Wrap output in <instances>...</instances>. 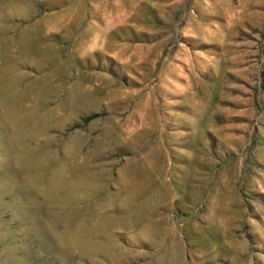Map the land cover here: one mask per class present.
<instances>
[{
	"label": "rangeland",
	"instance_id": "1",
	"mask_svg": "<svg viewBox=\"0 0 264 264\" xmlns=\"http://www.w3.org/2000/svg\"><path fill=\"white\" fill-rule=\"evenodd\" d=\"M0 264H264V0H0Z\"/></svg>",
	"mask_w": 264,
	"mask_h": 264
}]
</instances>
